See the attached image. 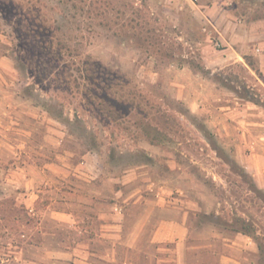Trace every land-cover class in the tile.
Here are the masks:
<instances>
[{
    "label": "rangeland",
    "instance_id": "rangeland-1",
    "mask_svg": "<svg viewBox=\"0 0 264 264\" xmlns=\"http://www.w3.org/2000/svg\"><path fill=\"white\" fill-rule=\"evenodd\" d=\"M229 1L264 18V0ZM198 5L0 0V264H177L153 223L114 261L113 239L60 219L82 202H200L186 264H264V75Z\"/></svg>",
    "mask_w": 264,
    "mask_h": 264
},
{
    "label": "crops",
    "instance_id": "crops-1",
    "mask_svg": "<svg viewBox=\"0 0 264 264\" xmlns=\"http://www.w3.org/2000/svg\"><path fill=\"white\" fill-rule=\"evenodd\" d=\"M187 1V0H186ZM193 3L191 0H188ZM199 14L204 17L206 28L214 31L224 45V49L229 55L228 60L240 61L246 60V55H250L249 48L253 45L256 47L254 56L257 60L259 71L264 75V18L247 22L244 19H238L234 7L230 6L229 0H200ZM193 3V4H198ZM184 3L178 7V13L185 15L189 13L185 10ZM187 11V12H186ZM193 13H196L193 12ZM190 15V14H189ZM264 157V153L259 154ZM88 163V162H87ZM86 163V164H87ZM87 177L95 179L97 174L94 172H82ZM258 188L260 183L256 182ZM90 203V205L86 204ZM82 209L77 217L70 210H60L58 214L64 222L79 223V233L84 238H93V236H104L113 239L112 249L113 260L115 261L116 249L119 240L127 238L129 248H137L139 239H142L147 231L148 225L153 223L154 229L151 234V242L159 244L158 249H167L160 247L162 244L174 241L172 260L177 264H186L188 250L190 249L189 239L194 231L193 216L201 210L200 202H82L79 203ZM137 207L139 209H133ZM85 209H87L85 211ZM92 212H89L91 211ZM134 217V219H131ZM90 218H93L90 225ZM99 220V223L98 221ZM132 220L135 227L132 230H124L125 223ZM94 227H93V225ZM90 233V234H88ZM244 234L242 232H239ZM245 235V234H244ZM83 248H77L85 253L90 252L89 243L82 241L80 244ZM57 255H72L74 252L69 250L54 251ZM111 252L108 253V256ZM221 261L229 264V259L238 263L243 260L221 253ZM170 260L164 255H155V262L151 260L149 264H163L164 261ZM123 264H143L134 260H125Z\"/></svg>",
    "mask_w": 264,
    "mask_h": 264
},
{
    "label": "trees",
    "instance_id": "trees-1",
    "mask_svg": "<svg viewBox=\"0 0 264 264\" xmlns=\"http://www.w3.org/2000/svg\"><path fill=\"white\" fill-rule=\"evenodd\" d=\"M254 187H255V191H256V189H259L258 186L256 185V183H254ZM240 232H242V233H244V234H247V232L242 231V230H240Z\"/></svg>",
    "mask_w": 264,
    "mask_h": 264
},
{
    "label": "built area",
    "instance_id": "built-area-1",
    "mask_svg": "<svg viewBox=\"0 0 264 264\" xmlns=\"http://www.w3.org/2000/svg\"><path fill=\"white\" fill-rule=\"evenodd\" d=\"M193 3H198L200 0H191Z\"/></svg>",
    "mask_w": 264,
    "mask_h": 264
}]
</instances>
